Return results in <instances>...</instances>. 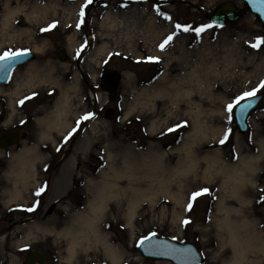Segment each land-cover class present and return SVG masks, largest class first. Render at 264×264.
<instances>
[{"label": "rangeland", "instance_id": "1", "mask_svg": "<svg viewBox=\"0 0 264 264\" xmlns=\"http://www.w3.org/2000/svg\"><path fill=\"white\" fill-rule=\"evenodd\" d=\"M5 1L0 0V51L30 48L36 58L11 71L8 81L0 84L4 89L0 92V132L19 129L22 133L19 142L0 148V167L13 168L16 161L12 154L35 146L41 155L36 162L37 179L32 177L34 180L28 185L38 188L41 186L38 184L49 180L52 186L50 193L62 191L61 200L65 199L63 204L67 208L61 210L53 206L52 210L40 212L44 217L53 218L51 222H56L57 217H65L62 225L55 226L47 220L38 227L18 225L4 230L2 233H8L9 240L2 243L7 253L0 254V264H15L21 257L15 247L26 246L34 239H51L55 244L66 242L67 249L68 238L62 233L61 237H50L46 228L62 227L58 231L52 230L59 235L76 211L86 209L87 202L95 196L98 180L107 178L103 174H112L108 163L112 162L120 168L124 156L138 161L141 154L148 151L153 154L165 151L162 175L170 186L169 191L157 190L153 179L141 177L136 178L134 189L129 187L125 195L119 194L107 200L99 227L121 253L116 264H171L164 260H147L139 254L138 241L153 232L178 241L194 242L202 255L199 264H235L231 262L232 247L227 241L226 230L219 224L223 213L218 208L222 205L237 209L230 216L252 221L255 230L264 238V153L261 152L264 146V99L249 114L248 132L243 134L234 125L233 112H225L227 103L264 80V46L256 49L249 46L254 38L262 37V24L255 14L244 7L243 1L212 0L214 6L231 1L242 9L240 17L221 27L213 26L199 37L196 33H192V38L188 33H180L165 51H160L157 46L170 34L173 23H161L150 14L140 13L138 17L142 24L131 29L124 13L118 12L117 23L113 24L104 22L101 14L96 13L87 17L86 27L77 30L74 25L78 19L80 0L74 3L52 0L49 9L44 7L43 0H19V12L13 15L4 29ZM17 1L9 0V6L16 7ZM69 5L71 13L62 8ZM53 21L58 22L56 28L43 33L40 31ZM198 23L196 21V25ZM85 40L89 43L79 57V65L88 84L81 80L75 67V50ZM140 41L148 46L147 49L137 47L136 43ZM102 43L106 48L98 52L97 48ZM61 48L66 50L69 58L60 60L56 57L55 50ZM110 53L113 55L110 56ZM146 57H159V62H146ZM138 58L141 62H137ZM29 63L42 68L38 76L48 74L61 87L68 88L69 108L64 120L69 125L61 130L47 128L41 122V118L53 111L59 100L60 86L35 80L31 86L22 85L17 96L10 93L14 88V79L23 82L30 68ZM104 68L121 72L122 76L112 102L108 101L107 93L99 86V76ZM194 68L197 71L193 74ZM191 71L190 79L188 74ZM182 76L185 88L193 89L192 107L199 103L208 111L206 114L193 113L188 101L181 97L171 100L166 95L150 98L141 94L143 87L168 88L170 82ZM262 91L264 89L258 93ZM31 93H36L33 99L22 106L17 104L19 99ZM106 106L115 110L111 119L104 116ZM85 112H93L95 119L83 122L80 133L64 142V136ZM22 120L24 124H21ZM193 120L200 125H220L222 129L218 133L211 130L208 134L198 132L193 136ZM180 122H186L185 126L175 132H166L167 128ZM152 124L156 125L154 129ZM225 129L231 130L230 138L221 145L218 141ZM45 131L50 133L49 137L42 136ZM190 143L197 157L196 165L191 170L178 171L174 166L185 153L183 149L176 148ZM58 147L60 151H57ZM65 152L67 155L61 158ZM206 154H217L220 161L228 164L236 163L240 154L258 155L254 162L256 168L249 173L253 182L236 183L230 180L225 183L221 174L213 168L206 173L203 158ZM108 155L110 159H107ZM58 158L61 159L57 165L50 167L49 162ZM118 184L125 187L126 179H118ZM233 184L236 185L237 196L231 193ZM200 188H208L210 194L199 197L192 210L186 212L189 194ZM239 197L244 200L240 201ZM130 199L137 200L132 214L128 203ZM6 212L7 209L1 206L0 215H7ZM186 217L192 222L185 227L181 220ZM2 226L7 228L0 222V228ZM68 256L71 260L74 258L72 264H112L103 244L94 240L77 239L73 255ZM247 257L253 258L254 264H264V251L248 252Z\"/></svg>", "mask_w": 264, "mask_h": 264}, {"label": "bare ground", "instance_id": "2", "mask_svg": "<svg viewBox=\"0 0 264 264\" xmlns=\"http://www.w3.org/2000/svg\"><path fill=\"white\" fill-rule=\"evenodd\" d=\"M49 0L44 4L45 8L49 9L50 2ZM19 0L17 1V6L12 8L9 6V0L5 1L4 5V21L3 27L6 29L8 27V21L13 18V15L18 13L20 10ZM70 6V5H69ZM65 11L71 13V6H63ZM103 21L108 24L117 23V14L106 12L103 14ZM120 22V21H119ZM105 43H102L97 48L98 52L105 50ZM30 68L28 69L27 74L24 77L23 82L14 79L13 90L10 92L11 95L17 96L20 92L22 85H33L36 81L39 80L43 83H51L53 85L60 86L55 78L51 77L47 74L44 76H38L37 73L42 68L29 63ZM212 68V67H211ZM197 71V68L193 69V74ZM188 78H192V71L188 74ZM184 77L178 78L175 82H170L168 88H162L159 86H151L150 88L143 87L141 90V94H144L146 97H154L159 95H166L169 99L177 100L179 97L186 99L188 101L187 104L193 108V113L206 114L208 111H205L201 106V104H194L192 107L191 96H188L189 92H193L191 87L185 88ZM200 86H202L200 84ZM203 89H206L205 86ZM209 86H207L208 88ZM61 95L59 100L55 103L53 107V111L44 115L41 118V122L45 124L47 128H57L60 129L64 126L69 125L66 120H64V115L68 111V88H63L60 86ZM0 92H4L2 85H0ZM12 99H10V104H12ZM194 123V132L193 136L199 132V134H208V131L218 133L221 131L222 127L220 125L214 126L212 123L207 125L198 124L197 120H193ZM156 127L155 124L151 125V128L154 129ZM42 136L49 137L50 133L48 131L43 132ZM191 144H183L181 147H177L176 149H183L184 155L181 158H178L174 168L178 171H188L195 167V163L197 161V157L194 154V149L191 150ZM261 152L264 153V146L261 148ZM165 151L155 153H151L150 151L141 154L140 160H135L133 158H129V156H124L122 159V165L120 168H117L113 165V163H108V169L112 171V174H103L107 178L101 179L96 183L95 186V196L87 202V207L85 210L76 211L73 216L69 219V223L67 222L59 233H62L66 238H68V246L67 253L70 255L74 252V245L77 239L80 240H94L97 243H102L107 255L109 256L111 263L116 264L120 258L121 253L118 247L115 244H112L108 241L105 234L101 233L99 227V221L103 215L104 209L106 207L107 200H109L113 196H118L119 194L125 195L127 189L129 187L133 188L136 184V178H150L155 181V187L157 190L169 191V185L167 180L163 177L162 172L164 170V165L162 162V156ZM40 153L37 152L35 146L25 147L22 151L13 153L12 157L15 159L16 164L13 168H10V173L14 175L20 176L21 179L32 178L37 179V171H36V163L40 158ZM206 161L204 171L206 173H210L213 168L216 172L221 174L223 181H234L238 183H243L245 181H251L250 172H253L256 168L254 162L258 159V155H239L236 163L228 164L220 161V156L217 154H206L203 156ZM110 159V155L108 158ZM109 177V178H108ZM112 177L114 180H111ZM126 179V186H120L118 184V179L121 178ZM223 182V183H224ZM16 183V182H15ZM239 185V184H238ZM134 189V188H133ZM232 195L237 196L236 194V185L233 184L231 186ZM19 193V192H18ZM173 198L175 196L171 194ZM240 201H243L240 197L238 198ZM137 200L130 199L129 210L132 214L133 209L135 207ZM220 212L223 213L222 217L219 219V224L225 228L226 230V238L229 244L232 247V259L231 262L235 264H254V259H249L247 257L248 252L254 251H264V238L261 237L260 232L256 231L254 228V223L249 221L245 217L240 219H235L230 216L231 212H236L237 209L222 205L218 208ZM34 226L38 227L34 224ZM32 227V226H31ZM48 229V228H46ZM49 230V229H48ZM49 232V231H48ZM0 238V242H1Z\"/></svg>", "mask_w": 264, "mask_h": 264}, {"label": "flooded vegetation", "instance_id": "3", "mask_svg": "<svg viewBox=\"0 0 264 264\" xmlns=\"http://www.w3.org/2000/svg\"><path fill=\"white\" fill-rule=\"evenodd\" d=\"M43 1L44 3H46V1L48 2L49 0H43ZM68 1L74 3V1L76 0H68ZM78 1L79 0H77V2ZM82 3H84V0H80L79 7ZM218 5L219 4L214 6L212 0H94V3L87 9L86 19L88 16L96 13L101 14V16H103V14L108 11L111 13L116 12V14L120 12L125 14L128 25H130L131 29H133L135 25H140L139 23L142 24V20H139L138 17L140 13H143L144 15L147 16L148 14H150L152 15V17H154L155 20L159 19L161 23H166V22L173 23V29L170 33L177 32L178 34H180L183 32L175 28L176 24H180L181 26L192 25L191 26L192 28L199 27L204 24H212L215 27L223 26L224 24L217 26L218 24H215L211 18L212 13L214 12L213 10H215L218 7ZM158 12H162L165 15H159ZM191 15L192 18H190ZM165 16L169 18L166 19ZM195 20L199 22L197 25ZM84 27H86V24L84 25ZM185 33H188L190 38H192V33L195 34L194 31H189ZM136 44L137 47H141L142 49L145 48L147 49L148 47L147 45H145L143 41L137 42ZM28 49L30 50V48ZM63 49L61 48L55 50V55L58 59H59V54H58L59 51H61L64 54L65 58H69V55L66 53V50L64 51ZM35 58H36V54L32 60H34ZM75 67L79 72L80 78H82L81 80L85 84H88V79L86 78L83 72V68H81V66L79 65V58L75 59ZM101 73L99 77H101ZM118 73L121 76V72ZM99 86H101L100 78H99ZM92 95L94 99H96V96L93 93ZM115 95L116 93L114 95L107 94L108 101L112 102L115 98ZM95 102L96 101L94 100V103ZM110 112L113 115L115 113L114 108L111 106H106L103 110L105 117ZM79 133H80V129L78 130L77 134ZM66 155L67 154L65 152L64 154L61 155V158H63ZM60 159L58 158L56 161H54V159L50 161L49 162L50 167H55ZM31 180L34 179L32 178L21 179L20 176L10 173L9 169L0 167V207L4 206L7 209L6 212L7 215H0V222L7 225V228H5V226H2V228H0V238H2L0 242V254L2 253L1 255L7 253L5 245L2 243L3 242L6 243L7 240H9L8 239L9 234L2 233L4 230H8V228L11 230L12 227L18 225H22L24 227L26 226L36 227L34 226V224L37 226L39 224L43 225V223H45L47 220L48 221L50 220V222L53 220V218L51 217L48 218L42 216L45 211L52 210L53 206L58 207L61 210H63L65 207L67 208V206L63 204V202H65L64 201L65 199L61 200L63 199L62 191L59 193H53V192L50 193V188L52 186L49 180H47L45 184H38V185H46L47 186L46 192L41 197L38 198L34 197L33 193L37 187L34 186L30 187L28 185V183ZM20 181L22 182L23 185L21 184ZM30 193L32 194L30 195ZM46 195L48 196L47 198ZM30 197L33 198L30 200ZM34 199H39L40 201L39 206L35 212H26L19 210L17 208L18 205H23L25 207L31 206ZM55 220L56 222H51L52 225L55 226L62 225L63 220H65V217L60 216L57 217ZM61 228L62 227L48 228L49 231L51 230L50 233L48 232V235L50 237H59V236L61 237L62 235L61 233H59L58 235V233L56 234V232H52L53 229L58 231ZM20 236L22 237V235ZM65 246H66V242H61V244H55V242H53L51 239L48 240L34 239L31 241V243L27 244L26 246L21 247V245H19L18 247H15V249H18L17 250V253H19L18 255L19 256L21 255L20 258L18 257V261L16 260L15 264H72V262H74L75 260L74 258H72V260L71 258H69ZM30 254H32V258L29 262H27L26 260L27 256Z\"/></svg>", "mask_w": 264, "mask_h": 264}, {"label": "water", "instance_id": "4", "mask_svg": "<svg viewBox=\"0 0 264 264\" xmlns=\"http://www.w3.org/2000/svg\"><path fill=\"white\" fill-rule=\"evenodd\" d=\"M244 6L253 14L262 24V37H264V0H242ZM240 8H237L231 1H225L213 10L212 21L215 24H225L233 22L239 18L241 14ZM59 59L65 60L64 54L59 51ZM35 57L30 50L28 56L23 57L11 67L10 72L6 67H0V84L6 83L10 77L11 71L17 66L28 62ZM7 76V78H5ZM101 87L108 94L114 95L120 82V74L114 69H104L101 73ZM264 98V91L257 93L254 97L245 100L243 103L247 107H237L233 112L234 125L239 133L248 132L249 114L259 105ZM113 114L110 112L106 115L107 119H111ZM21 140V131L19 129L2 130L0 132V148L10 147ZM190 249L191 251H185ZM137 250L142 258L147 260H164L171 264H199L202 255L197 245L192 241H178L170 237L155 235L143 247L137 244ZM32 258V254L27 256V262Z\"/></svg>", "mask_w": 264, "mask_h": 264}, {"label": "snow or ice", "instance_id": "5", "mask_svg": "<svg viewBox=\"0 0 264 264\" xmlns=\"http://www.w3.org/2000/svg\"><path fill=\"white\" fill-rule=\"evenodd\" d=\"M94 3V0H84V3H82L80 5L79 8V12L77 13L78 19L75 22V28L77 30L82 29V27L87 23V19H86V15H87V9ZM159 15H165L162 12H158ZM166 19H168L169 17L165 16ZM58 22L57 21H53L51 23H49L46 27H42L40 28V31L43 32H48L53 30L54 28L57 27ZM220 26V25H217ZM68 27H71V25H69ZM213 25L212 24H204L202 26L199 27H195L192 28L191 26H181L180 24H176L175 28L179 29L181 32H189V31H194L196 33V36L199 37L203 32H205L206 30L212 28ZM178 35L177 32H172L168 35H166L164 37V39L158 44V49L160 51H165L167 49V47H169L172 43V41L174 40V38ZM88 41L85 40L82 44H80V46L78 48H76L75 52H76V58H79L81 56V54L83 53V51L88 47ZM248 43V42H246ZM249 46L256 49V48H260L261 46H264V37H256L254 38L253 42L249 43ZM30 54V50L27 48H17L15 50L13 49H6L3 51H0V67H6L8 69V71L10 72L11 67L13 65L16 64L17 61L21 60L23 57L28 56ZM110 56L113 54H109ZM144 60L146 62H159V57H146L144 58ZM137 62H141L140 58L137 59ZM105 63H107V61H105ZM5 78H7V76H5ZM260 89H264V80H262L260 82L259 85H257L256 87H253L251 90L249 91H244L242 92L240 95H237L235 97L234 100H232L230 103H227L225 105V112L226 113H232L234 111L235 108L237 107H247V104H244L243 102L249 98L254 97L258 91ZM36 93H31L30 95H26L24 97H22L21 99H19L17 101V104L22 106L24 105L27 101L33 99L35 97ZM243 107H241V110H243ZM95 119V114L93 112H85L84 114H82L76 121H75V127H72L67 134L64 136V142H67L69 139H71L75 134L78 133V130L80 128V126L82 125L83 122L85 121H90ZM25 121H21V124H24ZM186 122H180L172 127H169L166 129V132L171 133V132H175L178 128L185 126ZM230 129H225L222 133V135L220 136V139L218 141L219 144L224 145L230 138ZM251 139V138H250ZM57 151H60V148H57ZM46 185H41L38 188H36L34 190V197H41L45 192H46ZM210 194V190L208 188H200L198 190L192 191L189 194L188 197V203L185 206V211L186 212H190L193 208L194 202L201 196L204 195H209ZM39 199H34L33 203L31 206H23V205H18L17 208L19 210L22 211H26V212H35L36 209L39 206ZM191 220L188 219L187 217L184 218L183 220H181V224L183 226H188L191 224ZM156 234L150 233L148 236H144L143 238H141L138 241V246L139 247H143L147 242H149L152 237H154ZM185 251L190 252V249H186Z\"/></svg>", "mask_w": 264, "mask_h": 264}, {"label": "clouds", "instance_id": "6", "mask_svg": "<svg viewBox=\"0 0 264 264\" xmlns=\"http://www.w3.org/2000/svg\"><path fill=\"white\" fill-rule=\"evenodd\" d=\"M191 95H192V93L189 92V93H188V96L190 97ZM174 107H175V105H174ZM36 162H38V161H34V162H33V165H34V163H36ZM105 210H106V209H105Z\"/></svg>", "mask_w": 264, "mask_h": 264}]
</instances>
